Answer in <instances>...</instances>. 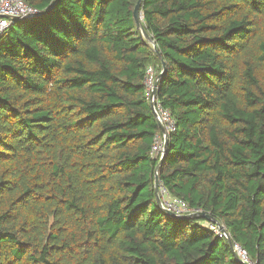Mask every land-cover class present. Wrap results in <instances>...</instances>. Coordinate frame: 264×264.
Returning <instances> with one entry per match:
<instances>
[{
  "label": "trees",
  "instance_id": "1",
  "mask_svg": "<svg viewBox=\"0 0 264 264\" xmlns=\"http://www.w3.org/2000/svg\"><path fill=\"white\" fill-rule=\"evenodd\" d=\"M23 1L39 14L0 35V264H243L234 243L264 264V0H142L154 47L137 0ZM160 57L159 184L215 221L155 202Z\"/></svg>",
  "mask_w": 264,
  "mask_h": 264
},
{
  "label": "built area",
  "instance_id": "2",
  "mask_svg": "<svg viewBox=\"0 0 264 264\" xmlns=\"http://www.w3.org/2000/svg\"><path fill=\"white\" fill-rule=\"evenodd\" d=\"M39 14V11L33 6H29L23 0H0V35L10 27L15 21L20 19H30L33 16ZM159 72L153 66H147L143 84L146 89V98L150 99L151 92L153 89V82ZM150 102V101H149ZM155 117L158 122H160L166 132L174 131L175 123L173 118L167 109H164L160 104H154ZM163 144L164 135L158 134L154 137L150 151L153 157H158L159 159L163 156ZM158 194L160 201L162 202V207L166 211L174 212L177 215H189L190 213H201L198 208H192L187 205V203L177 197H172L169 195L167 189L164 185L159 184ZM205 226L210 228L214 233L222 237H227V234L223 232L219 225H215L209 221L205 223ZM233 251L236 252L237 257L240 261L249 263L248 255L246 251L241 248L238 244L234 243L232 245Z\"/></svg>",
  "mask_w": 264,
  "mask_h": 264
},
{
  "label": "water",
  "instance_id": "3",
  "mask_svg": "<svg viewBox=\"0 0 264 264\" xmlns=\"http://www.w3.org/2000/svg\"><path fill=\"white\" fill-rule=\"evenodd\" d=\"M141 2L142 0H137L135 5H134V8H133V11H132V17L134 19V23H135V27H136V30L138 31V33H140V35L147 41L149 42L153 47H154V42L153 40L150 38V36L145 32L144 30V27H143V23H142V16H141V13H140V6H141ZM51 9V8H49ZM49 9L46 11L48 12ZM160 64H161V71L157 74L154 82H153V89H152V92H151V97L149 99V105H150V110L152 112V114L155 116L156 113H155V109H154V104H155V101H154V98H155V94H156V91H157V88H158V81L159 79L163 76L164 74V70H165V67H164V63H163V60L162 58L160 57ZM158 125H159V128H160V131L161 133L164 135V144H163V156L160 158L158 164L156 165V169H155V173H154V179H153V185H154V198H155V202H157V205L166 213L168 214L170 217H177V218H184V217H190V216H201L202 218H205L206 220H212V221H215V219L209 215V214H204V213H190L189 215H177L176 213L174 212H170V211H166L163 209L162 207V202L160 201V197H159V194H158V188H159V180H158V175H157V172H158V166L159 164L161 163V160L163 159V157L165 156L166 154V151H165V147H166V140H167V132L164 128V126L158 122ZM221 230L224 232V229L220 226ZM228 243L230 244V239L228 238ZM241 263L243 264H247L246 262L244 261H241Z\"/></svg>",
  "mask_w": 264,
  "mask_h": 264
}]
</instances>
